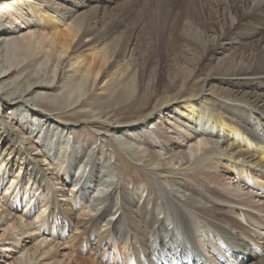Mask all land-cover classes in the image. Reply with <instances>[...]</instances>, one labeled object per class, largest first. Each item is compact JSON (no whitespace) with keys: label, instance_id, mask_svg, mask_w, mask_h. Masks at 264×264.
Masks as SVG:
<instances>
[{"label":"bare ground","instance_id":"6f19581e","mask_svg":"<svg viewBox=\"0 0 264 264\" xmlns=\"http://www.w3.org/2000/svg\"><path fill=\"white\" fill-rule=\"evenodd\" d=\"M15 1L24 3L0 0V187L7 173L1 197L9 201L19 186L25 209L33 204L20 217L11 202L0 221L13 222L23 241L35 229L46 236L52 222L58 227L53 240L60 241L52 245L46 236L28 246L32 264L63 252L68 264L78 259L75 249L88 251L80 264L107 258L113 264H230L217 257L223 243L235 251L236 264H264L256 251L264 250L260 235L241 221L247 215L264 229V0H209L203 9L198 0H159L166 23L156 30L161 54L151 70L148 59L142 64L135 57L142 21L131 25L126 17L128 6L144 0H40L60 19L41 9L34 18L18 3L9 5ZM87 45L89 52L81 51ZM165 68L174 97H150L136 106L138 119L118 122L111 97L121 90L134 97ZM100 74L110 77L106 84L115 79L100 89L108 102L93 99ZM163 110L189 121L173 129L161 119ZM67 112L100 133L78 135L59 117ZM95 122L100 127L89 125ZM193 134L201 139L192 141ZM125 160L151 174L169 173L167 185L156 178L152 187L137 189L142 195L124 189ZM223 165L240 186L209 190L227 206L204 200L206 194L180 177L217 181ZM63 235L75 241L72 250ZM9 239L6 249L16 251L19 242ZM23 261L16 256L6 264Z\"/></svg>","mask_w":264,"mask_h":264},{"label":"rangeland","instance_id":"374dc122","mask_svg":"<svg viewBox=\"0 0 264 264\" xmlns=\"http://www.w3.org/2000/svg\"><path fill=\"white\" fill-rule=\"evenodd\" d=\"M158 1L159 0H156V1L155 0H147V1L144 0L142 2L133 4V6L132 5L128 6V9L131 8L130 10L132 11V13L130 11L129 13L126 14L127 22L131 25H139V22L142 21L141 26L138 28L139 30L137 29L136 33H135V35L137 36V40H138L137 41L138 42V45H137L138 49L136 50L135 57L137 59H139L142 64L146 62V59H148L149 63H152L150 70L152 69L153 63L154 64L157 63V59H159L158 54H161V51H160L161 50L160 49V47H161L160 46L161 45V36L158 37L159 35L157 34L156 30L162 29V27L166 23V19H165L164 15L159 10V8L156 6L157 5L156 2H158ZM169 1L174 3V4L176 2V0H169ZM208 1L209 0H198V4H199L198 6L199 7L201 6L200 8L203 9L202 4L205 5L206 3H208ZM23 2L24 3H20V2L18 3L17 1H15V2H12L11 4L9 3V5H13L15 3H18V4H16L18 7H21V9L27 8V10L30 12V14H32L34 16V18H37V16H39L38 13H40V10H37V9H41L43 11V13H46V15L58 17V19H60L62 17V15L58 16V14L50 8L45 9V7L42 6V3L40 2V0H24ZM142 6H144V7H142ZM206 11H209V10H206ZM155 13H157V16L155 15ZM44 15L45 14H42V16H44ZM60 27H61V25H60ZM25 31L30 32L29 29H27V28ZM159 39H160V41H159ZM90 46H92V45H90ZM90 46L87 45L86 47L82 48L81 51L83 50L85 53L89 52L88 50H89ZM77 53L79 54V52H77ZM152 53L156 54L155 58L153 57ZM161 60H164L163 56H162ZM159 63H160V67L165 65L164 61H161ZM115 70L116 69L114 68L110 72H114ZM204 73H203V76L206 77L207 74L206 73L204 74ZM167 74H168V72H167L166 68L162 69L160 77H157V83L154 82L153 84H148V83L146 85L144 84V86H142L140 88L141 92L138 93L137 95H135L134 97L127 96L125 94V92H123L122 90L115 93V95H113L111 98L116 100L115 104H113V107L116 108L115 112L118 114L116 117V120L118 122H122L123 124H130L133 121H135V119H138V114L135 113L136 106H139L141 103L142 104L147 103L148 102L147 100H149L150 97L153 98L154 96H155L153 98L154 101H156L160 98L165 99L166 98L165 96L169 93L168 92L169 81H167ZM101 77H102V75L100 74L98 77V81H97L98 84L100 81V84L96 87L97 90L95 89L96 91L94 93L95 96L93 97V99L96 101L99 100L101 102H108L109 99L106 100L108 98V94L100 93V89L102 88V85L104 83L106 84L107 80L110 77H107V76L102 77V78ZM114 80L115 79L110 80L109 83H107L105 86L108 87L109 85H111L110 83H113ZM126 84H127V80H125L122 83L121 87H124ZM199 88H200V86H199ZM164 94H166V95L164 96ZM169 96L174 97V93L173 94L169 93ZM205 105L206 104H201L202 107L201 106L200 107L205 108ZM47 109H49V108H47ZM52 112H58V111L52 110ZM169 115L170 114L167 113V111L163 110L162 114H160V117H161V119H163L164 124L167 123V125H172L171 127L173 129H175L176 127L178 128V126L185 127L186 125L183 122L189 121L188 117L174 118V117H169ZM59 117H62L64 119L69 120L73 124V126L71 125L73 127V131L75 133H77L78 135L83 134V136H87V137L94 135L97 137V135L95 134V131H99L100 128L90 130L88 125L83 122L80 114L79 115L77 113L71 114L70 112H67V114L60 115ZM89 125H95L97 127H100V123H98V122H95L94 124H89ZM187 128L189 129L190 127H187ZM99 133H100V131H99ZM200 139H201V136H197V134H193L192 138H191L192 141H198ZM223 139L228 142L227 138L223 137ZM92 144H93V141L91 142V145ZM227 144H231V143L228 142ZM121 155H124V154L122 153ZM125 158L128 159V157H126V156H125ZM122 167H123L124 171L121 173L120 179L124 185V189H127V190H129V189H134V190L138 189L139 190L140 188L142 190L143 186L147 185V183H149V182H151V187H152L153 186L152 184H154V182L157 181L156 178L167 185L168 180L170 179L168 176H171L169 173L158 174V173L152 172V174H151L148 171H145L143 168H141L142 166H138L137 164L131 162L130 160H127V161L125 160ZM223 171L225 172V174L220 176L219 177L220 179H218L217 181H213V182H210L209 180H205V178L203 179V177H199V176L194 175V174H184V175L181 174L180 177H183L185 180H187V182L190 185H193L203 195L206 194L205 195L206 198H203L204 200L209 201V203H212V204L222 205L223 203H221L213 195L214 193L212 194V192L210 190H214L216 188L217 190H220V191L225 190V193H226L227 191L231 192L234 189L236 190L237 187L234 188L235 185L240 186V183H238V181H237L238 178L237 177L235 178V176H233V174L230 172V169H227L223 165ZM2 172H3V170L0 171V175L2 174ZM10 176L13 177L12 174H10ZM4 179H5L4 184L0 187V203H1L0 204V213H2V210L6 209V207L8 208L11 205V202L14 201V202H16V205L18 206V210L14 213L19 215L20 217H25L27 215V213L30 211L29 209H30L31 205L33 204V202H31L30 205L28 204L27 210H26L25 209L26 206H24V203H26L28 201V199H27V197H25V199L24 198L22 199L20 193L23 192V187L18 193L19 186L15 191L16 194L14 193L13 195H11V198L9 201L6 200L5 198H2L1 193L4 192L5 188L9 185V182H7V181H10L9 178H7V173H6V175H4ZM172 179H173L172 181H174V178H172ZM209 185H210V187H209ZM241 189H242V193L243 192L244 193L249 192V190L246 189L245 187H241ZM11 190H12V188L10 189V191ZM138 190H137V193L142 195L140 192H138ZM172 192H174V191H172ZM150 193H152V192H150ZM17 194H19V195H18V199L16 200L15 195H17ZM50 196H51V194H50ZM4 200H5V203H4ZM21 202H23L22 205H21ZM224 205L227 206L230 204L224 203L223 206ZM240 209H242V208H240ZM208 214H210V213H208ZM31 219L32 220L36 219L37 220L36 222H39V223H35V225H37V226L41 225V228L43 227V222H42L41 218H36V216H34V217H31ZM223 219H229V216L226 215ZM249 219L251 222L249 221ZM221 221L223 223L228 222L225 220H218L216 223L220 224L219 222H221ZM241 221L243 222V224L245 226L249 227L252 230V234H254L255 236L260 235L259 241L264 246V229L257 228V226L255 224L256 222H253L252 219L249 218L247 215L243 216ZM250 223H252V224H250ZM229 224H231V223H229ZM55 225L51 222V224L48 228V229H50V233L45 234L47 236V238H50V240L52 239L51 240L53 242L52 245L55 244L54 242H60L58 240H53L54 239L53 231L58 229V227ZM52 227H54L53 231H52ZM36 232L39 233V230L35 229V232H32V234H36V235H34L33 238H31V239L29 238V241H23V239H19L20 235H18L17 231L14 229L13 222L9 221L7 224H2L0 221V263L2 262L1 264H6V262L7 263L12 262L16 258V256H22V261L24 260L23 261L24 263L32 264L33 260L30 259L31 256L30 255L26 256L28 246H31L34 244H39L40 240L43 239L44 237H46V236H42L40 234H37ZM253 232H256V233H253ZM62 237L64 238L65 236L63 235ZM9 238H12V240L17 239V241L19 242V244L17 245L16 251H11V250L6 249V246L10 245V247H11V243H8V242H13ZM5 240H8V241H5ZM66 240L68 241V239L64 238V241H66ZM72 243L74 244L75 241H71V242L68 241L65 244L66 248L69 250H72V248H71ZM44 246H45V244H42L43 248L48 249L47 247H44ZM75 250L76 251L73 252V255H76V257L78 259L74 260V261L72 260V262L69 261L68 264H80L81 258L88 257V253H87L88 251L81 252L80 249H75ZM63 251H64V249H63ZM63 251H61V252H63ZM65 251H67V250L65 249ZM63 254H65V253L63 252ZM63 254L58 255L54 259H48V260H46V258L42 259V260L40 259L37 262V264H65L66 257H63ZM263 257L264 256H262V258ZM103 262L104 263L106 262V264H110L112 262L111 264H113V261H110L108 258L105 261L103 260Z\"/></svg>","mask_w":264,"mask_h":264}]
</instances>
